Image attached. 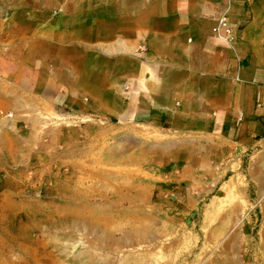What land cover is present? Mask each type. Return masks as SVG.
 <instances>
[{"label":"crops","instance_id":"0c3cea01","mask_svg":"<svg viewBox=\"0 0 264 264\" xmlns=\"http://www.w3.org/2000/svg\"><path fill=\"white\" fill-rule=\"evenodd\" d=\"M33 7L17 35L0 42L4 147L22 142L15 127L35 118L48 126L45 143H64L60 160L70 166L92 154L94 126L197 136L216 147L264 137V0ZM221 17L228 35L214 31Z\"/></svg>","mask_w":264,"mask_h":264},{"label":"rangeland","instance_id":"374dc122","mask_svg":"<svg viewBox=\"0 0 264 264\" xmlns=\"http://www.w3.org/2000/svg\"><path fill=\"white\" fill-rule=\"evenodd\" d=\"M37 4L0 0V42ZM47 127L27 119L22 142L0 143V264H264V137L94 126L70 166Z\"/></svg>","mask_w":264,"mask_h":264},{"label":"built area","instance_id":"2783aa9c","mask_svg":"<svg viewBox=\"0 0 264 264\" xmlns=\"http://www.w3.org/2000/svg\"><path fill=\"white\" fill-rule=\"evenodd\" d=\"M221 29H223L222 30V33H224V34H226V35H228V34H230V32H231V29H230V27L228 26V22H227V20H226V18L225 17H221V18H219L218 19V23H217V25L214 27V31H215V33H217V34H219L221 31Z\"/></svg>","mask_w":264,"mask_h":264}]
</instances>
